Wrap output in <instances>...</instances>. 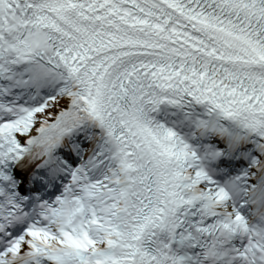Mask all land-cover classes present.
I'll use <instances>...</instances> for the list:
<instances>
[{
    "label": "snow or ice",
    "instance_id": "obj_1",
    "mask_svg": "<svg viewBox=\"0 0 264 264\" xmlns=\"http://www.w3.org/2000/svg\"><path fill=\"white\" fill-rule=\"evenodd\" d=\"M0 264H264V0H0Z\"/></svg>",
    "mask_w": 264,
    "mask_h": 264
}]
</instances>
